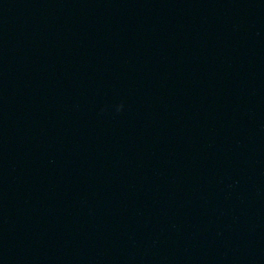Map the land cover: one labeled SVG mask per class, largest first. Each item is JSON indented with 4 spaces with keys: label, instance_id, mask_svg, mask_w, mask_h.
I'll list each match as a JSON object with an SVG mask.
<instances>
[{
    "label": "water",
    "instance_id": "water-1",
    "mask_svg": "<svg viewBox=\"0 0 264 264\" xmlns=\"http://www.w3.org/2000/svg\"><path fill=\"white\" fill-rule=\"evenodd\" d=\"M0 264H264V0H0Z\"/></svg>",
    "mask_w": 264,
    "mask_h": 264
},
{
    "label": "clouds",
    "instance_id": "clouds-1",
    "mask_svg": "<svg viewBox=\"0 0 264 264\" xmlns=\"http://www.w3.org/2000/svg\"><path fill=\"white\" fill-rule=\"evenodd\" d=\"M122 107H123V106L121 105V109H122Z\"/></svg>",
    "mask_w": 264,
    "mask_h": 264
}]
</instances>
